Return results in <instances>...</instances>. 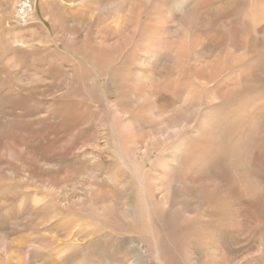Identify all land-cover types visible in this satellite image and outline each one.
Returning a JSON list of instances; mask_svg holds the SVG:
<instances>
[{"label":"rangeland","instance_id":"obj_1","mask_svg":"<svg viewBox=\"0 0 264 264\" xmlns=\"http://www.w3.org/2000/svg\"><path fill=\"white\" fill-rule=\"evenodd\" d=\"M34 1L35 19L31 18L32 20L24 24L15 18L14 7L18 0H0V264H180L168 256L165 259L161 256H151L149 245L140 240L135 245H130L132 256L123 255L117 237H122L127 226L119 222L113 225L110 240L98 242V236L92 235L84 241L76 240L74 248L67 254H65L67 248L58 255L51 252L48 242L53 238L62 239L63 236L54 230L53 225H43L39 221L41 214L38 210L41 205L38 207L35 205L45 203L44 194L48 191L44 189L42 194L34 195L30 192L22 196V193L19 194L15 190L14 185L3 180V171L11 174L19 173L21 170V164L16 156L19 152L18 132L19 129H26L28 124H25V127L27 126L25 128L24 123L22 124L25 121H21L24 118L19 117L21 115L19 111L28 112L32 107L30 97L37 98L35 94L32 95L37 93L44 104L41 113L46 117L52 113L46 105L53 99L61 106L60 109L69 106L77 109V106L82 104L83 109L86 107L88 115L97 103H101V95L95 90L85 94L80 86L85 84L89 89V85L94 83L102 89L104 84L103 78L97 77L95 68L89 70V66L99 62L95 51L102 54L109 50L114 54L115 48L119 49L121 43L124 44L123 40L127 39V42L130 40L128 32L133 34L138 19L136 32L129 47H134L135 40L138 39L137 49L147 48L171 55L177 51H184L183 59L180 60L184 68L187 69L189 64H195L202 70L200 112L203 115L207 112L211 123L215 122V125L210 127L215 132L227 131V137L223 142H217V145L219 143L221 145L210 148L204 141L205 135L201 131L195 133L192 129L188 135L190 149L195 150L199 157L204 156L203 152H208L205 153L208 160L214 155L216 173H221L220 175L227 179L237 198L245 196L241 184L245 185L249 192L264 194V145H262L264 143L260 141L264 129V0ZM123 27H126L127 31H124ZM119 29L122 33L120 41L123 42L116 41ZM138 34L141 38L136 39ZM256 59H260L259 62L253 63ZM207 68L209 69L206 70ZM142 70L149 75L144 82L149 84H146V88L155 94L160 92L159 83L164 84L165 77L167 81L172 79L171 62L164 68L153 64ZM80 78L83 84L79 81ZM114 100L115 97L111 96L112 107ZM149 102L153 107L152 115L159 117L158 124L163 126L168 124L169 116L174 115V112L164 111L155 106L152 98ZM213 104H218L219 107L212 108ZM54 112L59 113L56 109ZM95 112L97 118L94 124L88 126L87 119L80 125L81 134H85L87 128L89 134L85 139H80V144L72 150L73 157L79 156L85 165L74 166L78 167V172L71 168L73 171L71 179L75 180L68 183L67 187H59L63 191L67 188V197L75 194L76 209L83 202L82 198H78L80 194L89 198L93 191L104 189V186L95 185L99 180L116 186V194L123 195L125 199V194L118 188L120 178L114 179L107 171L100 173L90 168L91 157L97 155L94 138L99 136L100 130L105 132L106 137L109 133L116 136L115 127L119 124H113L112 116L102 115L98 110ZM133 119L132 125L129 126L125 124L127 119L123 121L124 130L128 127L132 133L135 132L133 123H139L140 117L136 115ZM229 119L235 122L232 127L229 126ZM9 127L11 131L6 134ZM38 129L45 133L46 125L38 126ZM260 130L261 133H258L256 139V131ZM59 131L63 132L66 138H72L73 134L79 135L75 132ZM143 131L146 139L153 137L154 129L151 127L145 126ZM2 133H5L4 136ZM111 142L113 146L118 145L117 138ZM166 144L171 146V139L167 140ZM136 147L140 148L141 155L146 154L143 142L138 141ZM101 148L99 152L107 156L105 148ZM246 155L250 157L249 161ZM225 156L228 157L227 162L223 159ZM155 157V154H152L150 159L154 160ZM229 158L231 165L228 163ZM106 160L107 164L111 162L110 167L115 163L108 158ZM155 162L160 172H167V162L164 160ZM86 172L91 174L92 181H87ZM162 177L163 173H160L154 180L163 181ZM28 178L26 173L22 175L20 180L22 187L29 183ZM25 206L26 208L33 206L32 211L30 210L31 215H26L29 210H26ZM237 206L233 202V207ZM38 221L40 223H37ZM75 227L77 229H71L77 231L81 228L79 225ZM136 229L141 232L140 226L136 225ZM167 229L172 230L173 226L170 225ZM240 229L244 232L250 230L249 227L244 229V225H240ZM225 231L227 230L219 228L215 239L212 240L210 237L207 244L209 251L218 249L217 260L223 259L227 264H239L248 262L251 254L259 253L257 248L259 236L249 237V242L253 246L246 252L243 251L241 244L227 245L228 241L220 242ZM133 234L129 232L123 236L126 239L129 236L130 242L135 243L137 238ZM243 238L248 236L245 235ZM96 243L98 246H94L95 250H92L91 245ZM260 254L257 262L249 264H263L264 253ZM199 255L216 261L205 251L199 252Z\"/></svg>","mask_w":264,"mask_h":264},{"label":"bare ground","instance_id":"obj_2","mask_svg":"<svg viewBox=\"0 0 264 264\" xmlns=\"http://www.w3.org/2000/svg\"><path fill=\"white\" fill-rule=\"evenodd\" d=\"M22 4L23 0H18L15 4L16 19L21 16L18 7ZM24 13L28 14L27 19H35L34 0ZM137 22L138 19L135 22L133 34L128 32L130 40L128 42L127 39L123 40L124 44L121 43L119 49L115 48L114 54L109 50H105L102 54L95 51L99 62H94L89 66V70L95 68L97 77L103 78L102 89L94 83H91L87 89L82 79H79L83 84L80 86L83 93L95 90L98 95H101V103H97L88 115L86 107L83 109L82 104H79L77 109L72 106L60 109L61 106L57 104L56 99H53L50 104L47 102L49 105L46 107L52 113L46 117L41 113L44 106L43 100L38 96L39 94H32H35L38 99L30 97L32 107L28 109V112H17L21 114L19 117L24 118L21 120L25 121L22 122L24 127L26 123L28 124H26L28 126L25 127L26 129H19L18 132L20 140L17 145L19 152L16 156L21 164V170L19 173L11 174L3 171V180L14 185L15 190L19 194L22 193V196L30 192L34 195L42 194L44 189L48 191L44 194L45 203L35 205L37 207L41 205L38 210L41 214L39 221L43 225H53L54 230L63 236L62 239L53 238L48 242L49 250L55 255L60 254L65 248H67L65 252L67 254L74 248L76 240L84 241L92 235L98 236V242L110 240L112 227L119 222L127 226L122 237H117L123 255L132 256L133 252L129 247L140 240L149 245L150 255L153 257L155 255L165 259L168 256L174 262L179 261L180 264L188 262L189 264H227L223 259L217 260L219 259L217 248L212 251L207 249L210 237L214 240L217 230L223 228L227 231L220 242L228 241L227 245L241 244L243 251L246 252L253 246L249 242V237L259 236L257 247L259 253L251 254L248 262L239 264L257 262L260 253H264V204L262 203L264 194L249 192L246 186L241 184V190L245 196L237 198L227 179L220 175L221 173H216L214 155H211V160L206 159L208 155L205 153L208 152H203L204 156L199 157L200 155L195 150L192 151L189 146L188 135L192 129L195 133L201 131L205 135L204 141L210 148L221 145L227 137L226 130L217 133L211 129L210 127L215 125V122L211 123L207 112L204 115L200 112L202 108L200 97L203 91L201 67L189 64L185 69L180 61L183 59L184 51H177L171 55L147 48L137 49L139 41L137 38L141 36L139 34L134 47H129L136 32ZM226 25L230 24L226 23ZM123 30L127 31L126 27H123ZM121 34V29H119L116 41L123 42L120 41ZM124 34L127 36L126 33ZM107 41L108 39L104 42L107 43ZM259 60H253V63ZM170 62L172 63L171 81L165 80L167 79L165 77L164 84L159 83L161 88L159 87L160 92L157 94L147 89V83L144 84V82L149 75L142 69L153 64L164 68ZM111 96L115 97L114 107L110 105ZM150 98L160 109L174 112V115L169 116L168 124L167 122L164 126L158 124L159 117L152 115L153 107L149 105ZM216 107L219 105H212V108ZM55 109L58 110V114L54 112ZM96 110L102 115L112 116L113 124H119L115 127L116 136L109 133L106 137L105 132L100 130L99 136L94 138L97 155L91 157L89 165L92 171L100 173L107 171L114 176V179L120 178L118 188L125 194V199L123 195L116 194V186L99 180L97 183L94 182L95 185L104 186V189L93 191L89 198L81 194L80 197L77 196L79 199L82 198L83 202L76 209L74 207L75 194L70 193L71 196L67 197V188L63 191L59 187H67L68 183L75 180L71 179V172L73 173L71 168L78 172V167L74 166L85 165L79 156L73 157L72 150L89 134L88 128L85 134H81L80 125H83L87 119H89L88 126L94 124L97 118ZM136 115L140 119L139 123H133L135 132L132 133L128 127L125 131L123 121L127 119L125 124L132 125L131 122ZM228 123L229 126H233L235 122L229 119ZM41 125H46L45 133L39 131L38 126L41 127ZM145 126L154 129L153 137L150 139L145 138L143 131ZM9 130L10 127L5 133L7 134ZM59 130L68 131V133L75 132L79 135L73 134L72 138H66L65 134ZM256 132L257 139L261 130ZM5 133L2 135L4 136ZM115 138L118 139L117 146H113L111 142ZM169 139L172 141L171 146L166 144ZM138 141L143 142L146 154H140V148L136 147ZM191 141H193V136ZM260 141L264 143V129ZM217 142L221 143L217 145ZM101 147L105 148L107 156L99 152L100 149L102 150ZM198 150L196 151L200 153ZM152 154H155L156 159H150ZM245 157L248 161L250 160L248 155ZM106 158L115 162L114 165L110 167L111 162L107 164ZM223 159L227 162L228 157L225 156ZM155 160L167 162V172H160L155 166ZM228 163L231 165V158ZM25 173L29 177V183L22 187L20 180ZM160 173H163V181L158 179L157 182L155 178H158ZM87 174V181H89L92 176ZM3 184L6 185L4 181ZM233 202L238 205L236 208L233 207ZM30 207H24L29 210L26 215L30 214L33 206ZM39 221L37 223H40ZM76 225L81 228L73 231L71 228H76ZM136 225L141 227V232H138ZM170 225L173 226L172 230L167 229ZM240 225H244V229L249 227L250 230L244 232L240 229ZM129 232L134 233V237L137 238L135 243L130 242L129 236L128 239L123 236ZM245 235L248 238H243ZM94 246L98 244L91 245L92 250H95ZM201 251H205L216 261L199 255Z\"/></svg>","mask_w":264,"mask_h":264},{"label":"built area","instance_id":"obj_3","mask_svg":"<svg viewBox=\"0 0 264 264\" xmlns=\"http://www.w3.org/2000/svg\"><path fill=\"white\" fill-rule=\"evenodd\" d=\"M30 3H32V0H23V4L20 7H18L19 11L21 12V16H19L17 18V20L19 22H21V23H27L30 20V19H27L28 18V14L24 13V11L27 8H29Z\"/></svg>","mask_w":264,"mask_h":264}]
</instances>
